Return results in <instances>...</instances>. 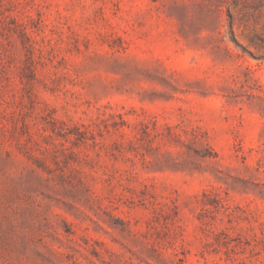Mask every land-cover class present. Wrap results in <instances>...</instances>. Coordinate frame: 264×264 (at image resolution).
Returning <instances> with one entry per match:
<instances>
[{"label":"rangeland","instance_id":"1","mask_svg":"<svg viewBox=\"0 0 264 264\" xmlns=\"http://www.w3.org/2000/svg\"><path fill=\"white\" fill-rule=\"evenodd\" d=\"M0 264H264V0H0Z\"/></svg>","mask_w":264,"mask_h":264}]
</instances>
